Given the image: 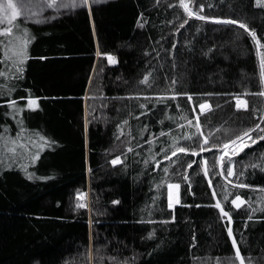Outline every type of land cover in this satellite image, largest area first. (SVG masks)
Returning <instances> with one entry per match:
<instances>
[{"label": "trees", "instance_id": "16d2710c", "mask_svg": "<svg viewBox=\"0 0 264 264\" xmlns=\"http://www.w3.org/2000/svg\"><path fill=\"white\" fill-rule=\"evenodd\" d=\"M189 5L202 15L246 22L264 44V6L255 0H190ZM142 12L148 20L144 27L138 24ZM51 15L55 18L43 23L35 22L43 18L37 13L30 19L17 18L35 38L28 45L23 78L0 77V85H18L11 97H0V134L10 126L9 134L15 137L22 119L24 128L58 142L42 150L32 146L23 155L17 145L14 156L7 151L10 145L0 140V264H240L225 227L229 222L215 207L217 199L232 215L245 264H264V170L254 167L264 164V140L232 154L234 175L227 171L229 155L220 174L218 155L223 148L210 147L234 140L264 121V96L258 94L264 84L251 33L239 24L190 17L178 0H100L92 4L91 13L86 7H69ZM185 19L188 23L180 27ZM2 51L0 46V55ZM97 51L112 53L118 62L109 63ZM0 70L6 69L0 65ZM148 73L151 87L141 82ZM173 90L191 93L192 99L168 96L157 103L158 94ZM144 91L157 95L148 101L130 97ZM29 94L40 97V108L25 107L17 119L5 114L12 111L9 99ZM237 96L247 101L246 109L236 107ZM205 101L210 107L202 112L199 104ZM142 103L152 111L140 107ZM197 115L200 129L209 137L208 150L177 153L171 161L157 156V171L151 159L147 168L140 162L149 158L153 147L145 141L153 140L152 133L161 128L166 135L158 137L163 143L157 142L154 152L171 145L172 137L182 146L202 143ZM124 119L128 124L121 135L117 126ZM144 124L148 130L141 137ZM129 127L136 139L128 136ZM188 133L197 135L180 138ZM129 144L133 152H128ZM37 150L39 160L25 159ZM117 156L122 163L113 165ZM191 161L196 163L189 168ZM22 164L34 173L32 179ZM166 165L168 173L162 171ZM164 176L180 184L181 203L174 210L168 207L167 183L155 187ZM241 183L253 187L242 188ZM77 192H89L88 208L76 209ZM237 195L244 201L239 208L231 203ZM153 229L155 235L149 236Z\"/></svg>", "mask_w": 264, "mask_h": 264}, {"label": "snow or ice", "instance_id": "6c2138e0", "mask_svg": "<svg viewBox=\"0 0 264 264\" xmlns=\"http://www.w3.org/2000/svg\"><path fill=\"white\" fill-rule=\"evenodd\" d=\"M100 0H71V3H63V4H57L56 0H46V2L44 4H32L31 0H21L20 3L17 2V0H0V37H4L6 39H0V46H2L3 51H2V55H0V65H3L4 68L6 70H0V77L3 76H7L9 79H22L23 78V73L25 70V63L26 60L29 58L28 57V45L31 42V39H34L35 36L34 34L29 35L30 33V29L27 26L23 25V21L17 22V18L21 17L22 15V10H24L23 15L25 17V19H30L32 18L34 15H36V13L33 12V8L34 7H39V8H43V7H48V8H52L55 9L56 12H59L60 8H78V7H86L87 10L89 11V13H91L92 10V4L93 3H99ZM160 0H156V3H159ZM255 3L259 6H264V0H255ZM178 4L179 6H181L190 17L195 16L201 20H214L216 22H223V23H231V24H239L241 27L247 29L252 37L255 38V44L258 46V50H257V55L260 58V77H261V84H264V51H260V48H264V44H261L260 38L257 36V33L254 29H249L248 28V24L244 21L238 20V19H223L220 17H215V16H208V15H202L201 12L199 10L194 11L192 7H190L188 0H178ZM170 7L173 5H169ZM204 5L201 3L199 5L200 9H203ZM55 18L54 15H50L47 17H43L40 19H36V23H43L46 20H50ZM141 21H143L141 23ZM169 23H171V21H168ZM148 23V20L144 19V13H140V16L138 17V24L140 27H144L145 24ZM188 23V20L185 19L183 20V22L181 23L180 27H183L185 24ZM3 24H6L7 26H2ZM161 39H164L163 36H161ZM97 48L99 49V44H97ZM172 49H175V44L172 45ZM159 55V53H157ZM97 55H105L108 58V62L109 63H117V57L114 56L112 53L110 52H104L101 53L100 51H97ZM151 75V73H148L147 75H145L144 79L141 81L143 84L148 85L149 87H151V84L149 83L148 80V76ZM173 84L176 83L175 80L172 81ZM18 87V85H10L7 82H5L3 85H0V97L8 95V96H12V94L16 91V88ZM29 93L31 90H28ZM261 96H264V90L260 91L258 93ZM151 95H157L155 93L153 94H149L148 92L144 91V92H135V93H130V97H136V98H140V97H144L145 101L150 100V96ZM160 96V100L157 101V103L164 101L165 97L171 96L173 99H175L176 97L180 96V95H185L188 97L189 100L192 99V94L191 93H186V92H178V91H171L169 92H164L162 94H158ZM202 95H212V93H204ZM18 100H26L27 103L25 105H20L18 104ZM39 100L40 97L36 96L33 97L32 95H28L26 97H15L12 99H9L7 101L9 107L12 109L11 112H7L5 113L6 115H11L13 117V119H17V113L20 114V116L22 117L23 115V111L24 108L26 107L29 110H36L38 108H40V104H39ZM206 105H208L210 107V105L208 104L207 101L200 103L199 104V108L201 111L205 110ZM140 107L146 109L147 111H152V109H148V104L147 103H142L140 105ZM177 107H179V104H177ZM237 108L240 107H244L247 108V101H241L239 96H237V104H236ZM195 110V108L193 109ZM146 112H141L139 115L143 116L146 115ZM139 117H137L138 119ZM197 124V131L198 134L200 136L203 137V142H197L194 141V143L197 144L196 147H189V146H182L179 145L177 143V137H172V144L171 145H167L165 144L164 147H161L159 152H154V146L157 142L163 143L161 141H158V137H162L166 135L165 129L161 128L160 131L158 133H152L153 136V140L150 141H145V143H148L150 145H152L153 147L149 148V158L143 159L142 162L144 164V166L147 168L148 164H149V159H151L152 161L155 162V168L153 169V171H157V170H161L160 169V165H161V160H157L156 157L157 156H161L162 155V159L163 160H168L171 161L172 157H176L177 153H193L195 155H198L201 152H204L208 149L205 148V145L208 144L209 142V137L203 134V131L200 129L199 127V116L197 115L195 117ZM159 123H163V120L161 119L160 121H158ZM19 131H17L15 137L11 136L10 133V126H5L4 132L3 134H0V140L4 141L5 144L10 145L7 148V151L14 154L17 153V145H20L22 151H21V155H23L24 151H30V148L32 146H35L37 149L42 150L45 147H51L52 145L58 143L55 140L50 139L48 136L42 134L39 131L36 130H28L26 128L23 127V120L20 119L19 120ZM188 124H192V120H188L187 121ZM261 123H264V121H261L260 123H256L254 125V127L251 128H247L245 129L242 133L238 134L234 140H229L227 143H224L223 145L218 144V143H213L210 147L211 148H223V151H221L218 155L219 161H220V165H221V172L220 174L222 175L223 172L225 171L224 169V157L225 155H228V147L229 145H233V150H232V154L234 155L236 153V151L242 150L243 146L245 143H247V141H251V143H256L258 140H264V127H261ZM128 124V120L124 119L122 122V125H118L117 127L120 129V134L124 135V128L123 125H127ZM179 127H183V125H179ZM148 130V125L144 124L143 128L140 129L139 135L142 137L144 132ZM256 132V135L253 137L250 135V133L252 132ZM25 133H28L27 139H22V137L25 136ZM167 134L170 135L171 134V129L167 130ZM197 135V133H188L185 137H180L181 139L183 138H188L191 139L193 136ZM36 137V139H33L32 137ZM128 136L131 139H136L135 136H132V129L131 127H129L128 129ZM243 142L241 144H237V141H242ZM138 148H142L143 145L142 144H137ZM37 150L33 155H31L30 157H25V159H30L33 163L37 160H39L40 158V151ZM128 152H133V147L129 144L128 147ZM170 153V154H169ZM136 156H140L141 153L140 152H135ZM126 158V157H125ZM179 159V157H178ZM205 164H207V158H203ZM174 163V161H172ZM111 163L113 165L117 164V163H122V159L121 156H117L115 157ZM196 163V161H191L187 166L189 168H191L192 164ZM229 167L227 169L229 175H234L235 173L232 171V165H233V161L231 160V158L229 157ZM11 164H8L7 167H11ZM25 173L27 174L29 179H32L34 176V173L32 172H28L27 169V164H22L20 165ZM125 167H127V165H125ZM169 167L170 165H166L162 171L164 173H168L169 172ZM254 167H260L262 170H264V164H257L254 165ZM89 172L92 171L91 167H89L88 169ZM205 175L208 174V169L205 168L204 169ZM178 174V173H177ZM240 175H243V172L240 173ZM41 179H47V177H40ZM186 178V177H185ZM187 179V178H186ZM225 179H227V177H225ZM231 183V181H229ZM165 183H167V188H168V193H167V199H168V207L169 208H175V206L179 203H181L180 198H179V188H180V184L179 183H171L167 180V177H161L159 182H157L155 184V187L157 189H160ZM190 183V181H189ZM209 183H211V181L209 180ZM242 188H247V187H253L252 185L249 184H244L241 183L239 185ZM173 190H176L175 192ZM87 195L86 192H77L76 193V199H77V203H76V209L79 208H88V204L83 202V198ZM212 195L215 196L216 195V191L215 189H213ZM225 199H227V195L225 196ZM113 203L118 204L119 200H114L112 201ZM155 202V198L154 201ZM243 197H241L240 195H237L235 197V199H233L231 201L232 205H235L236 208H239L241 206V203H243ZM199 206V205H197ZM215 207L219 209L220 213L222 214V218H226V220L229 222L225 225L226 229H227V233L228 235L231 237L232 239V243L233 245L236 247V256H238L240 258V264H245V257L243 255H241L240 253V247L237 243V239L236 236L233 234V228L231 226V222H232V215L229 211H226L224 206L221 204V201L219 199L216 200L215 203ZM89 211H91V209H89ZM253 212L257 211V209H252ZM261 211H264V209H261ZM171 220H175V215L173 214L171 217ZM247 219H252V216L249 215L247 217ZM150 223H154L155 221H149ZM164 223H167L168 221H163ZM91 223V221H90ZM244 227H247V224L244 225ZM149 236H153L155 235V229H153L151 232H149L148 234ZM193 239H195V236H193ZM111 259L115 260V257H111ZM125 264H127V262H125Z\"/></svg>", "mask_w": 264, "mask_h": 264}, {"label": "rangeland", "instance_id": "374dc122", "mask_svg": "<svg viewBox=\"0 0 264 264\" xmlns=\"http://www.w3.org/2000/svg\"><path fill=\"white\" fill-rule=\"evenodd\" d=\"M20 2H21V0H20ZM25 2H26V0H25ZM46 2V0H31V3L32 4H44ZM188 2H189V4H190V0H188ZM56 3L57 4H63L64 3V1L63 0H56ZM53 10H55V9H52V8H48V7H43V8H39V7H34L33 8V12L34 13H37V16H39V17H47V16H50L51 15V13H52V11ZM23 12H24V10H22V16H24L23 15ZM34 17H35V15H34ZM2 26H7L6 24H3ZM240 100L241 101H245L244 99H241L240 98ZM236 104H237V99H236ZM238 109H240V110H244V109H246V108H244V107H240V108H238ZM251 143V141H247V143H245L244 144V146H243V148L245 147V146H247L248 144H250ZM242 148V149H243ZM240 151V150H239ZM239 151H236V153H238ZM235 153V154H236ZM228 155L230 156V158H231V156H232V149L231 150H228ZM227 156V155H226ZM226 156L224 157V160L226 159ZM232 159V158H231ZM228 160H229V157H228ZM179 191V190H178ZM89 192H87V195L83 198V202H86V203H89L90 202V199H89ZM176 206H178V205H176ZM176 206H175V208H176ZM171 209H173V208H171Z\"/></svg>", "mask_w": 264, "mask_h": 264}, {"label": "water", "instance_id": "95a60500", "mask_svg": "<svg viewBox=\"0 0 264 264\" xmlns=\"http://www.w3.org/2000/svg\"><path fill=\"white\" fill-rule=\"evenodd\" d=\"M208 108H209V106H208V105H206V107H205V110H204V111H206ZM204 111H202V112H204ZM174 209H175V208H174ZM174 209H171V210H174Z\"/></svg>", "mask_w": 264, "mask_h": 264}, {"label": "bare ground", "instance_id": "6f19581e", "mask_svg": "<svg viewBox=\"0 0 264 264\" xmlns=\"http://www.w3.org/2000/svg\"><path fill=\"white\" fill-rule=\"evenodd\" d=\"M174 192L176 191V190H173ZM178 205V204H177Z\"/></svg>", "mask_w": 264, "mask_h": 264}]
</instances>
